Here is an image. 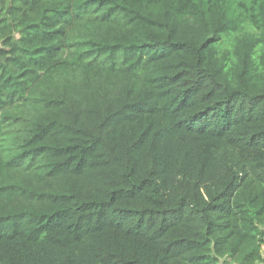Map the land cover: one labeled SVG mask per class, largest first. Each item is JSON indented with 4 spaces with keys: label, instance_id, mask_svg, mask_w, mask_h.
Here are the masks:
<instances>
[{
    "label": "trees",
    "instance_id": "16d2710c",
    "mask_svg": "<svg viewBox=\"0 0 264 264\" xmlns=\"http://www.w3.org/2000/svg\"><path fill=\"white\" fill-rule=\"evenodd\" d=\"M264 0H0V264H257Z\"/></svg>",
    "mask_w": 264,
    "mask_h": 264
},
{
    "label": "built area",
    "instance_id": "2783aa9c",
    "mask_svg": "<svg viewBox=\"0 0 264 264\" xmlns=\"http://www.w3.org/2000/svg\"><path fill=\"white\" fill-rule=\"evenodd\" d=\"M257 264H264V236L259 247V260Z\"/></svg>",
    "mask_w": 264,
    "mask_h": 264
}]
</instances>
